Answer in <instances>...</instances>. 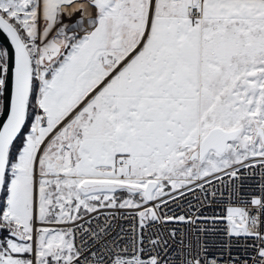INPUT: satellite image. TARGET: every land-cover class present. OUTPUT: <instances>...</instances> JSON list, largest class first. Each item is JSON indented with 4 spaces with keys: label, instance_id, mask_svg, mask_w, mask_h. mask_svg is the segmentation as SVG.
I'll list each match as a JSON object with an SVG mask.
<instances>
[{
    "label": "snow or ice",
    "instance_id": "1",
    "mask_svg": "<svg viewBox=\"0 0 264 264\" xmlns=\"http://www.w3.org/2000/svg\"><path fill=\"white\" fill-rule=\"evenodd\" d=\"M0 264H264V0H0Z\"/></svg>",
    "mask_w": 264,
    "mask_h": 264
}]
</instances>
